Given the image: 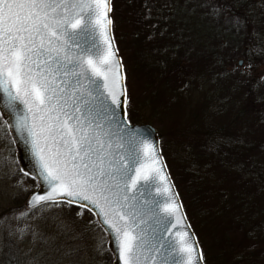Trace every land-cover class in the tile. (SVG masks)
<instances>
[{"label": "snow or ice", "instance_id": "6c2138e0", "mask_svg": "<svg viewBox=\"0 0 264 264\" xmlns=\"http://www.w3.org/2000/svg\"><path fill=\"white\" fill-rule=\"evenodd\" d=\"M110 11V0H0V92L5 110L23 105L16 127L50 189L30 203L93 205L116 237L120 264H200L157 148L128 130Z\"/></svg>", "mask_w": 264, "mask_h": 264}, {"label": "rangeland", "instance_id": "374dc122", "mask_svg": "<svg viewBox=\"0 0 264 264\" xmlns=\"http://www.w3.org/2000/svg\"><path fill=\"white\" fill-rule=\"evenodd\" d=\"M137 1L140 0L111 1L112 38L123 66L124 85H127L125 62L132 86L133 102L129 115L133 122L128 121V113L127 122L132 126L148 125L156 131L169 177L205 257L203 264H264V219L257 220V223L249 222L253 221V216L247 214L250 213L246 209L248 207L236 200L231 201L232 192L227 189L223 192L218 190L220 197L228 192L227 200L222 204L216 201L217 205L213 207V201L205 202L209 205V215L204 214L202 219L203 215L194 202L195 192L198 193L200 186L204 193L206 188L215 184L213 181L218 176L212 180L208 179L210 174L202 177V173H206L204 170H211L206 168L207 161H203L201 174L197 175L202 177V185L192 186L191 172L197 165L191 164L190 156L183 148V144L189 145V142L203 146L205 141L213 149L214 142H221L216 137L214 140V131L231 127L229 117L234 115V111H242L243 117L239 116L236 122L238 125L246 122L255 127L264 125V43L255 44L252 40L256 27L250 22L252 28L247 31L250 40L247 48L242 55L224 63L223 67L207 62L205 57L202 62L182 63L175 69H155L152 62L156 63L154 59H157L158 63V47L164 43L162 35L150 28L146 35L138 31L144 36V50L151 58L150 65L142 67L136 51L141 46L134 50L131 45L136 26L139 27ZM150 13L154 12L150 10ZM156 53L157 57H154ZM239 62L242 63L240 66ZM217 79L224 82L225 79L234 80L231 100L227 99L231 103L229 115L223 111L224 101L213 99V89L209 94L211 84ZM216 112L219 115L214 119L212 115ZM232 124L234 127V120ZM258 132L263 131L259 129ZM221 137L234 139L230 135ZM245 140L252 142L250 135ZM251 142H247V148L243 150L229 142L227 151L239 150L242 156L254 159V153L247 150L251 148ZM202 146L193 149V153L200 151ZM226 167L231 168L228 163ZM196 171L193 172L197 174ZM255 173L249 168L243 176L250 179ZM29 179L20 171L7 128L0 119V264H113L106 235L88 212L62 203L46 204L32 210L25 208L28 196L38 190L37 183ZM188 212L191 219L187 217ZM238 214L245 215L249 223L242 224V220L236 217Z\"/></svg>", "mask_w": 264, "mask_h": 264}, {"label": "trees", "instance_id": "16d2710c", "mask_svg": "<svg viewBox=\"0 0 264 264\" xmlns=\"http://www.w3.org/2000/svg\"><path fill=\"white\" fill-rule=\"evenodd\" d=\"M152 1L140 0L136 4L137 10L139 11L136 17L139 27L136 26L131 45L134 47V50L141 46L136 51L138 52L137 56H140V65L142 67H148L151 58L149 57V53H146V50H144L146 47L143 41L144 36H141V33H138V31H142L146 35L150 28L154 30V33L156 31L162 35V42L164 43L158 47V56H160L158 63L157 59H154L156 63L152 62L155 69H162L163 67H172L175 69L182 63L202 62L205 57L207 62L217 63L218 68L223 67L224 63L242 55L247 48L250 42L247 31L252 28L250 22L256 27V32L253 33L252 40L255 41V44L257 42L260 45L264 43V0ZM150 10L154 13L151 14ZM234 18H240L243 21V25L239 31H237L233 23H229ZM154 57H157V53ZM154 57L152 56V61ZM124 69L127 76L128 121L131 123L133 120L129 115V111L132 107L133 96L125 62ZM164 72H160V74H164ZM232 81L228 79H225V82L222 79L214 80L209 89V94L211 93V89H213L212 95L214 100L224 101L225 108L223 111H225L224 113L228 112V115L231 114V110L229 109L231 103L227 99L231 100V94L233 93L232 86L235 84L234 80ZM232 100L234 99L232 98ZM219 106L218 111L221 112L222 103ZM241 113L242 111H234V115H231L233 118L229 117L231 127L226 126L224 130L218 129L214 131V140L216 137L221 142H214L213 149L204 141L203 146L199 145L202 146V149L194 154L193 149L196 150L195 148L199 147L195 142L188 141L189 145L187 143L183 144L186 154L188 152L190 156L191 164L197 165L194 168V170H197V174L193 172L194 170L191 172L192 186H197L198 183L202 185L201 178H205L207 174H210V177H208L210 180L218 176L216 181H213L215 184L209 189L206 188L204 193L200 186L198 187V193L195 192L194 202L197 205L198 212L203 215L202 219L203 217L205 218V215H209V205H206L205 202L213 201L214 204L211 206L216 207V201H220L222 204L227 200L225 197L228 192H232L231 201L236 200L241 205L248 207L246 209L250 213L247 214L253 216V221L249 220V222L255 223L257 220L261 221L264 219V125L255 127L251 122H246L245 125H238L236 122L239 116L243 117ZM218 115L219 113L216 112L212 115V118L215 119ZM233 120L234 127L232 124ZM259 129L263 132L259 133ZM225 135H230V138L233 137L234 139L231 138L233 141L221 137ZM249 135L251 136L252 142L247 141L251 142V148L248 147L247 150H251L254 153V159L253 157L248 158L244 155L242 156L239 150L227 151L229 142L236 147L240 146L241 149H246L247 142L245 138ZM238 140L243 141V143H237L236 141ZM217 156L221 157L222 160ZM203 161H207L205 163L206 168L211 170H204L206 173L204 175L202 173V177L198 178L197 175L201 174V163ZM227 163L231 166L230 169L226 167ZM249 168L255 170L256 173L253 177L247 179L243 174ZM173 182L176 185L174 179ZM220 189H222V192L227 189L228 192L225 191L223 196L220 197L221 195L218 196L220 194L218 190ZM188 214L187 217L189 218L190 214L189 216ZM236 217L242 220V224L249 223L244 218L245 215L238 214Z\"/></svg>", "mask_w": 264, "mask_h": 264}, {"label": "water", "instance_id": "95a60500", "mask_svg": "<svg viewBox=\"0 0 264 264\" xmlns=\"http://www.w3.org/2000/svg\"><path fill=\"white\" fill-rule=\"evenodd\" d=\"M111 1L112 0H110V7H111ZM110 14H111V11L109 12V17L111 18ZM109 34L112 37L111 25H110ZM80 43H81V45L87 47L89 44L88 37L82 36L80 38ZM112 44H113L114 50L116 51V48H115V45L113 42V38H112ZM116 53H117V56L119 57L117 51H116ZM119 59H120V57H119ZM120 61H121V59H120ZM241 64H242L241 62L238 63L239 66ZM120 72H121L122 76L124 77L123 83L125 84V75H124L122 63H121ZM5 102H6V97L4 96V94L2 92H0V118L4 122V124L6 125L9 137H10L11 142L13 144V147L15 149L17 164L19 165L20 171L24 175H26V173H27L26 176L33 179L38 185V190L31 193L25 202V208L27 210H32L38 206L45 204V203H41V204L33 206L30 203L33 195H35V194H41V195L46 194L48 191H50V189L48 188L47 184L43 181L42 177L40 176L39 163L37 161V158L35 157V155L32 152L31 143L28 139L27 133L22 132V131H18L17 127H16L17 116L23 115V112H24L23 105H20L19 103H17L16 104V111L15 112H9V111L5 110V107H4ZM119 115L121 118H124V110H121ZM126 123H128L127 117H126ZM128 125H129V129H128L129 132L139 130L141 134L147 135V138L150 139L154 143L155 147L157 148V150H158V152H159V154L163 160V163L165 164L164 159H163L161 152H160V149H159V143H158V137H157L156 131L148 125H140V126H132L130 124H128ZM149 129L151 130L150 133L148 132ZM164 171L167 174V176L169 177V174H168L166 167L164 168ZM169 180H170V183L172 185V191L174 193H176L174 185H173L170 177H169ZM153 195H155V193H153ZM58 199L63 200L65 198L64 197H58ZM177 199H178V202L180 203L178 196H177ZM48 203H50V202H48ZM69 205L78 207L80 209H84V210L88 211L91 215H93L97 224L99 225V227L102 229V231L106 235L107 249L114 259L113 264H120L119 251H118L116 237L114 236V234L112 233V230L108 227V225L104 224L103 218L97 214L98 209H96L93 205L89 204L87 201L74 202V203H71ZM181 212L184 214L183 208H181ZM184 217H185V215H184ZM183 223L188 225V227L186 228V231L189 232L192 240L196 243L197 248L200 251L197 240H196V238H195V236H194V234H193V232H192V230H191V228H190V226L186 220V217H185ZM173 231H175V230H173ZM200 264H203V261H201Z\"/></svg>", "mask_w": 264, "mask_h": 264}]
</instances>
